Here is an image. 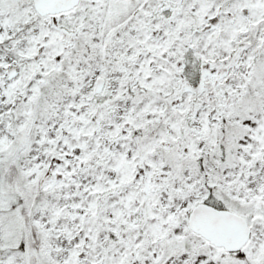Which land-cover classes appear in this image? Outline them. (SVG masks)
I'll return each instance as SVG.
<instances>
[{
  "label": "snow or ice",
  "instance_id": "6c2138e0",
  "mask_svg": "<svg viewBox=\"0 0 264 264\" xmlns=\"http://www.w3.org/2000/svg\"><path fill=\"white\" fill-rule=\"evenodd\" d=\"M0 264H264V0H0Z\"/></svg>",
  "mask_w": 264,
  "mask_h": 264
}]
</instances>
